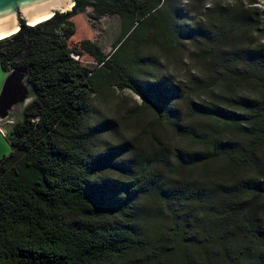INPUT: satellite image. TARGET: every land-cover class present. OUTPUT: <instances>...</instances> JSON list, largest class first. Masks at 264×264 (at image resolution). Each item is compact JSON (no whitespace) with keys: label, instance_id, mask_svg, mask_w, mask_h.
I'll list each match as a JSON object with an SVG mask.
<instances>
[{"label":"trees","instance_id":"trees-1","mask_svg":"<svg viewBox=\"0 0 264 264\" xmlns=\"http://www.w3.org/2000/svg\"><path fill=\"white\" fill-rule=\"evenodd\" d=\"M182 3L76 0L0 40L35 93L0 161V264H264V3ZM89 8L120 20L110 54L72 47ZM155 48L176 75H142Z\"/></svg>","mask_w":264,"mask_h":264},{"label":"water","instance_id":"water-1","mask_svg":"<svg viewBox=\"0 0 264 264\" xmlns=\"http://www.w3.org/2000/svg\"><path fill=\"white\" fill-rule=\"evenodd\" d=\"M75 5L76 0H0V40L17 34L23 23L41 24L58 13L72 11ZM34 97L28 75L19 69L11 70L0 91V132L6 138Z\"/></svg>","mask_w":264,"mask_h":264},{"label":"rangeland","instance_id":"rangeland-1","mask_svg":"<svg viewBox=\"0 0 264 264\" xmlns=\"http://www.w3.org/2000/svg\"><path fill=\"white\" fill-rule=\"evenodd\" d=\"M182 3V0H176ZM211 0H206V2H210ZM183 10L186 13L187 12V4L185 2L182 3ZM198 7H201L200 4H198ZM92 11L91 8L87 10V12L83 14H79L78 16L73 18V22L76 25L77 32L75 37L72 41V47L78 45L83 40H91L95 42L105 54H110L113 51V46L118 37L121 34V23L119 18L115 17H104L99 21H93L89 17V13ZM187 15V14H186ZM185 15V16H186ZM198 18V17H197ZM187 19L192 20L190 17H187ZM188 50L184 49L182 55H187ZM190 55V54H188ZM153 58L157 61L155 64V67L149 70H145L142 72V75L145 78H155L156 76L164 75L166 72H169L174 68L173 74H177L178 65L173 64V62H168L167 59H161L163 58V53L161 48H155L152 53ZM82 64L84 66L95 68L96 64L92 57L85 55L82 58ZM187 67L186 69L189 71H193L195 69V66L193 63H186ZM182 68V67H179ZM185 68V65H184ZM169 74V73H168ZM8 76V73H5L1 69V63H0V91L2 89V86ZM118 93L127 96L131 101H129L130 107L133 105L140 104L139 98L134 95L129 90L124 91H118ZM114 108L110 104H105L101 107V109L98 110V115L100 117L102 116H110L113 114ZM21 120H23V116L20 117ZM10 132V131H9ZM1 133V132H0ZM11 143L10 139L6 138L2 133L0 134V161L2 158L6 155H9L11 152Z\"/></svg>","mask_w":264,"mask_h":264},{"label":"bare ground","instance_id":"bare-ground-1","mask_svg":"<svg viewBox=\"0 0 264 264\" xmlns=\"http://www.w3.org/2000/svg\"><path fill=\"white\" fill-rule=\"evenodd\" d=\"M38 24V23H37ZM37 24L31 25V26H36Z\"/></svg>","mask_w":264,"mask_h":264},{"label":"crops","instance_id":"crops-1","mask_svg":"<svg viewBox=\"0 0 264 264\" xmlns=\"http://www.w3.org/2000/svg\"><path fill=\"white\" fill-rule=\"evenodd\" d=\"M2 69V68H1ZM1 134V133H0Z\"/></svg>","mask_w":264,"mask_h":264},{"label":"clouds","instance_id":"clouds-1","mask_svg":"<svg viewBox=\"0 0 264 264\" xmlns=\"http://www.w3.org/2000/svg\"><path fill=\"white\" fill-rule=\"evenodd\" d=\"M9 74V73H8Z\"/></svg>","mask_w":264,"mask_h":264}]
</instances>
